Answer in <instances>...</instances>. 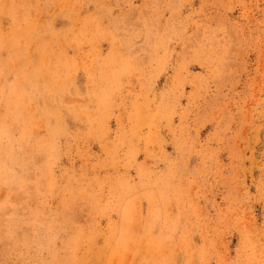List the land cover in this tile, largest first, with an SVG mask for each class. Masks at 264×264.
Returning <instances> with one entry per match:
<instances>
[{"label":"rangeland","instance_id":"rangeland-1","mask_svg":"<svg viewBox=\"0 0 264 264\" xmlns=\"http://www.w3.org/2000/svg\"><path fill=\"white\" fill-rule=\"evenodd\" d=\"M0 264H264V0H0Z\"/></svg>","mask_w":264,"mask_h":264}]
</instances>
